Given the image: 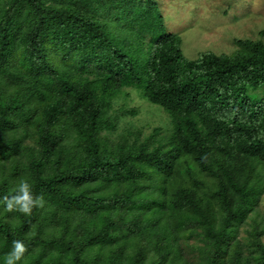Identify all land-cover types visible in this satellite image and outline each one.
Here are the masks:
<instances>
[{"label":"trees","instance_id":"1","mask_svg":"<svg viewBox=\"0 0 264 264\" xmlns=\"http://www.w3.org/2000/svg\"><path fill=\"white\" fill-rule=\"evenodd\" d=\"M159 2L0 0V199L27 178L45 201L0 202V257L264 264V39L188 58Z\"/></svg>","mask_w":264,"mask_h":264},{"label":"rangeland","instance_id":"2","mask_svg":"<svg viewBox=\"0 0 264 264\" xmlns=\"http://www.w3.org/2000/svg\"><path fill=\"white\" fill-rule=\"evenodd\" d=\"M159 1L167 28L182 36V49L188 58L197 57L205 49L231 53L236 48L237 37L264 39V0ZM127 102L128 109L137 111L128 117L144 126L146 133L150 134L156 127L165 128L161 108L150 106L136 90H131ZM260 209L264 212V195ZM241 234H246V230Z\"/></svg>","mask_w":264,"mask_h":264},{"label":"clouds","instance_id":"3","mask_svg":"<svg viewBox=\"0 0 264 264\" xmlns=\"http://www.w3.org/2000/svg\"><path fill=\"white\" fill-rule=\"evenodd\" d=\"M10 195H6L0 202H3L9 211L15 210L25 215L31 214L33 207H42L45 203L42 195H34L32 185L27 178H21L19 182L9 190ZM12 249L9 253L0 257V264H18L25 252V244L21 240L12 242Z\"/></svg>","mask_w":264,"mask_h":264}]
</instances>
